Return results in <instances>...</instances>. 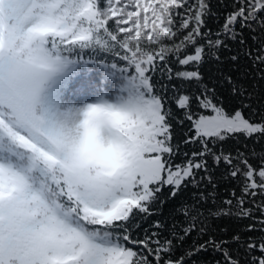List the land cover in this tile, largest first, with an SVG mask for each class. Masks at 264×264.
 <instances>
[{
  "label": "snow or ice",
  "instance_id": "snow-or-ice-1",
  "mask_svg": "<svg viewBox=\"0 0 264 264\" xmlns=\"http://www.w3.org/2000/svg\"><path fill=\"white\" fill-rule=\"evenodd\" d=\"M0 264H264V0H0Z\"/></svg>",
  "mask_w": 264,
  "mask_h": 264
},
{
  "label": "clouds",
  "instance_id": "clouds-1",
  "mask_svg": "<svg viewBox=\"0 0 264 264\" xmlns=\"http://www.w3.org/2000/svg\"><path fill=\"white\" fill-rule=\"evenodd\" d=\"M94 115H96V113L94 111L86 110L85 116L82 117V119L85 121V130L87 129L88 121H90ZM105 116H106L105 123H106V126L109 128H112L115 125V123L117 121H119L121 118L120 116L115 115V114H111V113H106ZM84 148H85V150H88L89 148H91V143H90L89 137L87 136V133L85 135ZM108 157H109V162H111V163L115 162L114 157L112 156L111 152L108 153Z\"/></svg>",
  "mask_w": 264,
  "mask_h": 264
},
{
  "label": "trees",
  "instance_id": "trees-1",
  "mask_svg": "<svg viewBox=\"0 0 264 264\" xmlns=\"http://www.w3.org/2000/svg\"><path fill=\"white\" fill-rule=\"evenodd\" d=\"M88 102H96V98H90Z\"/></svg>",
  "mask_w": 264,
  "mask_h": 264
}]
</instances>
